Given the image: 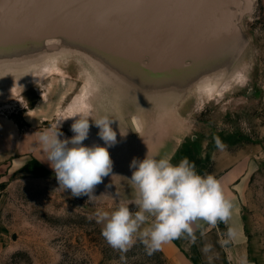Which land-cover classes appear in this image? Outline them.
Instances as JSON below:
<instances>
[{
	"label": "rangeland",
	"instance_id": "obj_1",
	"mask_svg": "<svg viewBox=\"0 0 264 264\" xmlns=\"http://www.w3.org/2000/svg\"><path fill=\"white\" fill-rule=\"evenodd\" d=\"M148 1L138 6L135 0H112L108 5L133 11L135 23L156 24L174 48L183 44L186 54L168 65L169 59L164 61L166 66L161 60L155 64L149 49L145 54L123 40L83 42L71 31L49 35L18 27L10 33L0 26V264H164L159 251L148 255L139 240L127 252L112 248L101 234L103 225L92 218L98 209L112 211L122 203L137 210L130 180L134 169L115 154L124 147L136 157L167 158L174 165L187 158L202 176L218 178L239 168L234 198L249 259L264 264V0L227 4L236 12L234 26L226 23V11L217 12L216 0ZM46 2L61 10L59 0ZM73 7L90 10L80 2ZM166 23L185 29L165 30ZM207 24H224L230 31H206ZM166 49L159 46L156 56L162 59ZM29 65L41 71L38 80L28 75L36 70L22 72ZM216 80L224 92L208 93L207 85ZM84 89L90 92L91 108L80 114L93 120L107 115L119 141L108 147L112 172L95 186L91 200L60 187L39 144L40 132L59 121L60 139L74 135L70 107ZM137 114L141 140L129 123ZM91 118L83 144L107 147Z\"/></svg>",
	"mask_w": 264,
	"mask_h": 264
},
{
	"label": "clouds",
	"instance_id": "obj_2",
	"mask_svg": "<svg viewBox=\"0 0 264 264\" xmlns=\"http://www.w3.org/2000/svg\"><path fill=\"white\" fill-rule=\"evenodd\" d=\"M77 116L71 125V138L60 139L63 133L59 131V121L40 132L39 144L60 187L70 190L74 197L87 196L91 200L95 186L112 172L108 147L116 143L117 134L107 115L95 120L86 114ZM90 118L107 147L83 144L89 135ZM217 147L224 146L217 140ZM130 167L134 169L130 180L137 191V210L133 212L127 203H122L112 211L98 209L92 217L103 225L101 234L112 248L127 252L139 240L152 255L175 239L187 237L194 242L193 224L198 221L216 226L231 219L234 205L220 181L213 175L198 174L187 158L174 165L167 158L146 155L143 160L133 159ZM236 235V229L229 227L222 243ZM210 248L206 245L204 250Z\"/></svg>",
	"mask_w": 264,
	"mask_h": 264
},
{
	"label": "water",
	"instance_id": "obj_3",
	"mask_svg": "<svg viewBox=\"0 0 264 264\" xmlns=\"http://www.w3.org/2000/svg\"><path fill=\"white\" fill-rule=\"evenodd\" d=\"M139 5L143 4L142 0H135ZM250 4V0H246ZM60 11L51 10L53 4L46 2V0H38V4L31 0V4L28 0H0V26L9 27L7 32L17 33L18 27H29L35 28L36 30L45 32L49 35L60 31V34H65L67 26L74 27H84L87 29L86 33H92L93 29L103 30L108 35L117 39H122L125 42L133 44L136 48L147 52L149 49L150 55L153 56L155 64L160 61L162 64L164 61L168 60V64L173 61V59L182 53L185 49L181 42H179L174 48L173 44L169 41V38H165L163 34H159L158 26L156 24H139L135 23L130 16H134L133 11H125L117 8L109 7L108 3L112 0H59ZM80 2L82 7H88L90 10H79L73 7L74 4ZM150 3L161 4V0H150ZM33 3V4H32ZM234 0H216L217 12H225L227 14L226 23L230 25H235V15L236 12L227 10L229 5L233 4ZM107 4V6H105ZM163 15L170 14L166 12H159ZM208 12L206 11L205 14ZM101 15H110L108 19L100 17ZM173 14L168 17L172 21ZM155 22V20H153ZM133 24L135 28H125L123 25ZM11 27V28H10ZM145 27V28H143ZM206 31L216 30L223 28L229 30V28L224 24L205 25L202 27ZM90 29V30H89ZM165 30H181L185 29L182 24L175 25L166 23L164 26ZM64 31V32H63ZM68 31V30H67ZM29 32V31H28ZM164 32V31H163ZM80 35H85V33H79ZM161 39L162 42H159ZM164 45L167 47L166 54L162 59L156 56V49ZM162 66H166L163 64ZM130 123V122H129Z\"/></svg>",
	"mask_w": 264,
	"mask_h": 264
},
{
	"label": "crops",
	"instance_id": "obj_4",
	"mask_svg": "<svg viewBox=\"0 0 264 264\" xmlns=\"http://www.w3.org/2000/svg\"><path fill=\"white\" fill-rule=\"evenodd\" d=\"M241 175L239 168L232 167L217 178L223 187L224 194L234 205L228 223L220 222L216 226H210L203 221H198L193 224L196 237L194 242L187 237L186 242L175 239L158 250L167 260V264H255L249 259L243 221L237 200L234 198L236 185L240 182ZM229 227H234L237 235L225 244L222 241L227 237L223 233H227ZM206 245L211 246L210 250H204Z\"/></svg>",
	"mask_w": 264,
	"mask_h": 264
},
{
	"label": "bare ground",
	"instance_id": "obj_5",
	"mask_svg": "<svg viewBox=\"0 0 264 264\" xmlns=\"http://www.w3.org/2000/svg\"><path fill=\"white\" fill-rule=\"evenodd\" d=\"M47 1V0H46ZM29 2H30V0H29ZM52 3V2H51ZM58 4V3H57ZM55 5V4H54ZM56 8V7H55ZM58 9V8H57ZM51 10H53V9H51ZM60 10V9H59ZM108 16V15H107ZM102 17V16H101ZM109 17V16H108ZM137 21V20H136ZM160 26V25H159ZM122 27H125V28H134L133 26H131V25H123ZM159 28V27H158ZM71 31L72 33H74V32H76L77 34H79V33H85L86 34V30L87 29H85L84 27H81V26H79V27H74L73 26V28L72 27H68L67 26V29L65 30V31ZM90 30V29H89ZM98 31L100 32V31H103V30H100V29H93L91 32L92 33H87V38L83 35V36H81L80 34H79V36H78V38H80V40L81 41H85V40H87V41H91V42H100L101 40H106L107 39V41H117V42H119L120 40H122L121 38L120 39H117V38H114V37H112V38H114V39H110L111 38V36H109L108 34V36L109 37H105L104 36V34L103 33H100L101 35H99L98 34ZM34 32V31H33ZM185 32H186V30H185ZM66 35V34H65ZM67 37V36H66ZM31 38V37H30ZM72 38H74V37H72ZM77 38V37H76ZM106 38V39H105ZM83 39V40H82ZM51 42V41H50ZM102 42V41H101ZM52 43V42H51ZM50 57V56H49ZM52 57V56H51ZM51 57H50V59H51ZM49 59V58H48ZM46 61V60H45ZM49 61V60H48ZM53 61V60H52ZM54 64L55 63H53V65L51 66V67H53L54 66ZM46 66L47 65H42V67L43 68H46ZM56 67V66H55ZM34 68V69H33ZM38 67L36 66V67H32L31 65H29V67L28 66H26V67H23L22 68V72L24 73V74H26V72H27V74L28 73H30V72H32V71H34V70H36L35 72H33V73H31V74H28L29 75V77H32V78H36L37 80L39 79V77H40V75H39V73L41 72H39V69H37ZM50 69V68H49ZM53 69V68H52ZM55 69V68H54ZM53 69V70H54ZM58 69V71H59V68H57ZM9 71H10V69H9ZM8 71V72H9ZM45 71V70H44ZM48 71V70H47ZM50 71V70H49ZM0 72H1V70H0ZM52 72V71H51ZM56 72H57V70H56ZM43 73V72H42ZM56 74V73H55ZM1 76V75H0ZM42 76V75H41ZM235 76V77H234ZM231 78L232 77H234V78H236V80L238 81L239 80V77L240 76H236V75H233V76H230ZM101 78V77H100ZM220 78V77H219ZM97 79V78H96ZM235 80V81H236ZM231 81V80H230ZM226 83V82H225ZM229 84V83H228ZM234 84V83H233ZM226 86V85H225ZM99 87H100V85H99ZM222 86H220V80H216L215 82H212V83H210L209 85H207V92L209 93V92H212V91H215L216 93H218V92H224V89L223 88H221ZM101 89V88H100ZM230 89V88H229ZM229 90H226L225 91V93L226 92H228ZM222 95V94H221ZM95 96V95H94ZM89 98H91L90 97V92H88L87 91V89H84L80 94H79V96H78V98H76L73 102H72V104H71V107H70V110H71V114H70V119H69V121L71 122V123H73L74 122V120L75 119H77L78 118V116L77 115H79L81 112H87V111H90V103H89ZM93 98H95V97H93ZM138 115H140V114H137V115H133V116H131L130 117V119H129V122H130V126H131V128H132V130H133V132H134V134L136 135V136H139V139L141 140V136H140V133H143L142 132V130H143V126H142V122L140 121V119H139V117H138ZM75 116V117H74ZM141 116V115H140ZM153 128V127H152ZM163 130H164V128L162 129V130H160V131H158L159 132V135L160 134H162V132H163ZM153 138V135L151 134V135H146L145 137H144V139H145V141H147V140H151ZM116 143L117 144H119V141H116ZM126 148V149H125ZM118 153L122 156V160L124 161V163H122V164H129V165H131V162H132V159H136V160H142L144 157L143 156H140L139 154L137 155L138 157H136L135 155V151H133V150H129V149H127V147H124V148H122L121 150L120 149H118V148H116V153L115 154H117L118 155Z\"/></svg>",
	"mask_w": 264,
	"mask_h": 264
},
{
	"label": "trees",
	"instance_id": "obj_6",
	"mask_svg": "<svg viewBox=\"0 0 264 264\" xmlns=\"http://www.w3.org/2000/svg\"><path fill=\"white\" fill-rule=\"evenodd\" d=\"M136 247V246H135ZM160 257H161V259H163V262H164V264H165V258H164V256L160 253Z\"/></svg>",
	"mask_w": 264,
	"mask_h": 264
},
{
	"label": "snow or ice",
	"instance_id": "obj_7",
	"mask_svg": "<svg viewBox=\"0 0 264 264\" xmlns=\"http://www.w3.org/2000/svg\"><path fill=\"white\" fill-rule=\"evenodd\" d=\"M34 2H36L38 4V0H34Z\"/></svg>",
	"mask_w": 264,
	"mask_h": 264
}]
</instances>
